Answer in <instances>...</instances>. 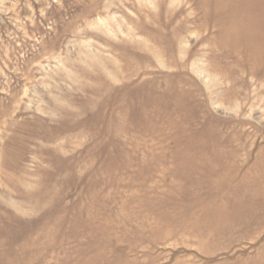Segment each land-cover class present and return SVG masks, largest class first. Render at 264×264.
I'll list each match as a JSON object with an SVG mask.
<instances>
[{
    "label": "rangeland",
    "instance_id": "rangeland-1",
    "mask_svg": "<svg viewBox=\"0 0 264 264\" xmlns=\"http://www.w3.org/2000/svg\"><path fill=\"white\" fill-rule=\"evenodd\" d=\"M0 264H264V0H0Z\"/></svg>",
    "mask_w": 264,
    "mask_h": 264
}]
</instances>
